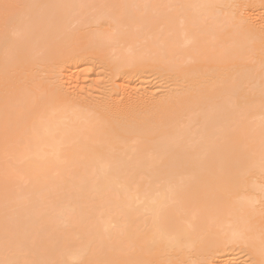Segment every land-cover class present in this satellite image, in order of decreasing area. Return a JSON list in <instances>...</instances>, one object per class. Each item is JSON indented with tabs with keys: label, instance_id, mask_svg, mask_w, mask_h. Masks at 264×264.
I'll return each instance as SVG.
<instances>
[{
	"label": "bare ground",
	"instance_id": "bare-ground-1",
	"mask_svg": "<svg viewBox=\"0 0 264 264\" xmlns=\"http://www.w3.org/2000/svg\"><path fill=\"white\" fill-rule=\"evenodd\" d=\"M260 19L264 0H0V264H184L191 254L230 264L219 257L236 245L252 264H264V209L255 196L264 189L255 179L264 180V70L255 71L264 65ZM86 23L95 26L90 48L99 58L109 52L114 75L148 66L194 81L205 75L206 85L163 107L131 94L118 104L102 99L95 110L81 107L38 68L70 65ZM231 69L259 81L250 102L241 104L247 92H237L247 76L233 87ZM164 105L174 118L186 105L183 135L173 122L161 130L150 122ZM199 113L214 116L199 124L201 141L189 130ZM135 122L138 141L128 137L140 136ZM145 125L151 137L140 131ZM144 140L155 157L132 145ZM69 189L72 197L59 194ZM98 199L102 226L88 236L78 232L84 241L77 245L62 243L71 219L60 213L54 225L47 211L79 209L85 222L82 210ZM91 235L103 238L94 255L85 241Z\"/></svg>",
	"mask_w": 264,
	"mask_h": 264
},
{
	"label": "rangeland",
	"instance_id": "rangeland-1",
	"mask_svg": "<svg viewBox=\"0 0 264 264\" xmlns=\"http://www.w3.org/2000/svg\"><path fill=\"white\" fill-rule=\"evenodd\" d=\"M237 12L239 13L240 17H245L247 14V12H245L243 9L237 10ZM87 19H89V18H87ZM258 21L259 20H257V22H256L258 24V26L256 24V27L262 29L261 26H262V23H264V22L261 23V21H262L261 19L259 22ZM106 23L107 22H104V29H106V30L110 29L106 25ZM79 25L80 24L78 22L76 24H73L71 26V28L74 30ZM105 25H106V27H105ZM94 27H95L94 25H92L90 23H86V24H83V26L81 28L82 31L80 33H76L79 36V38H77L78 41L76 40L77 44H78V52L76 53L77 56H76V58H74L75 60H73V62L70 65L66 66V68L63 67V68L58 69V68H56L54 63H42L41 64L42 66H40L38 68V76L41 79L47 80V81H52L54 84H59L62 82L61 84H63L64 89H66V87L68 88V89H66L65 92L67 93L69 98L71 100H73V102L74 101H75V103L77 102L80 106L81 105L86 106L83 108H85V109L89 108V110H95L96 107L98 108L100 106L99 104L101 103L100 101L102 99L103 100H102L101 104H103V103H109L110 104L112 102H115L118 104L119 102L125 100L124 99L125 95H127V97H129V94H131L130 97H133L132 100H139L137 98L142 97V96H144V97H142L143 100L148 96L150 97V100H152V101H155L157 99V101L159 100L158 102L161 103V107H163L162 104L165 103V100L167 102V100H170L171 98H173V99L174 98H180V97L186 95L187 93H192V92L194 93V96H195L197 94L196 90L200 86L199 84L203 83L202 84L203 86H204V84L206 85V83L204 82L205 80L202 79L203 77H206L205 75H202L203 77L201 76V78L199 76L198 78H196V81H194V80H192V78H189L190 77L189 75L187 77L186 74H181V73H177V72H174V73L173 72H165L164 70L156 69L155 67H148V66L143 67V68H139V69H135L132 72L126 73L125 76L114 75L111 68L108 66V62H107L108 57L110 56L109 52L106 53L107 58L106 57L105 58L104 57L99 58L97 55L98 51L94 48L93 49L90 48L91 45L89 43L88 38L91 36L93 29H95ZM130 37H133V36L131 35ZM87 49H91V51H86ZM260 65H263V64L260 63V64L256 65L258 70L256 69L255 71L257 73H260L262 70H264V65L263 66H260ZM230 71H231V73H230ZM234 71H235L234 69H231L228 72L232 76V77L229 76V77H231L229 80H231L232 82L233 81L235 82V83L233 82L234 84L231 83V86L233 85V87L237 83V79L240 80V79H242V77L244 75L247 76L246 71H241L242 72V73L240 72L241 78L240 77L238 78L239 75L233 76V74L236 75ZM232 72H234V73H232ZM236 77H237V79H236ZM249 78L250 77H248V76L245 77L247 82L244 79L242 81L241 87H237V89L239 90L237 92H242V91L247 92L246 93L247 95H245L243 93L244 95L242 94L240 97H238L239 102L241 104H245L247 102H250V100L255 97V94L257 92L256 84L259 83V81H255L254 79H251V78L249 79ZM122 80H124L126 82V85H128V87H129V88L127 87L128 89L126 91L127 92L126 94H124L125 92H122L123 91L122 88H119V87H121L119 85H121ZM220 83H221L220 81H217L216 85L220 86ZM229 83H230V81H229ZM213 84L212 85L209 84V85L212 86L211 89L215 90L216 88H213ZM221 85L223 86V83H221ZM222 86H220V87L222 88ZM221 88H219V89H221ZM216 91H217V89L215 91H213L215 93V96H217V98H219L220 100H223L221 90H219L220 93L217 91L219 94L216 93ZM222 92L224 94V90ZM105 97L108 98V100L106 102H105V100L107 98H105ZM98 102H100V103L98 104ZM138 102H141V101H138ZM228 102L229 103H227V104L229 105L228 106L229 109L234 107L232 102H230V101H228ZM93 104H94V108H93ZM193 104L195 107H197L196 103H193ZM193 104L191 106H193ZM96 105H98V106H96ZM144 105H143V107H146V104H144ZM140 106H142V105H140ZM147 106H148V103H147ZM165 106L166 105H164V110L162 111L161 116H160L161 118L163 117V119L160 118L161 120L158 119L157 122H155L154 120H152L150 122H154V126H158V128L162 127V129H165L163 127L167 128L166 125L173 122L176 124V128L178 130H180L179 133H181V135H183L184 134V132H183L184 126L183 125L185 124L186 117L184 114H181V113H183L182 111H184V107L186 105L185 106L182 105L183 108L180 106L181 110L179 109V107L174 110L176 113L178 112L177 114L175 113L176 115L174 113H172V114H174L175 118L174 117H168V115H167L168 109L166 111ZM164 111H166V112H164ZM179 113H180V115H178ZM165 115H167L166 117H168L169 120H167L168 118L167 119L165 118V120H164ZM171 115H169V116H171ZM177 115H178V117H177ZM199 115H200V113H199ZM199 115H197V116H199ZM173 118L175 119V121ZM179 118H181V119L178 120ZM213 118H214L213 114L212 115L207 114L206 116L204 115V117L200 115L197 119H195V123H194L193 128L189 129V130L192 132H195V135L199 134L198 137L195 138L196 140L201 141V135H200L201 129H200L199 124L212 123ZM171 119H173V121ZM150 122H148L149 124L147 123L146 125L153 126ZM168 122H170V123H168ZM157 123H159V124H157ZM165 123H166V125H165ZM131 124L134 127V129L136 128L135 129L136 132L138 129H140L139 123H138V126H137V122L131 123ZM142 127L140 130L141 133H142V130L145 128L147 129V131L145 130V132L146 133L149 132V128H147V126L146 127L142 126ZM153 127L152 128L150 127L151 128L150 131L151 130L153 131L155 128L157 129V127H154V129H153ZM134 129H132L131 132ZM155 130L153 132H155ZM159 130H161V128ZM217 131L220 132V129L218 128ZM137 133L139 134V132H137ZM150 133H152V132H150ZM126 135H128V134H126ZM135 135L136 134H134V136L130 135L128 137L131 140L137 138V140H132V141H138V139L141 136H143L142 134H139L140 136H135ZM147 135H146L147 137H151L152 134L149 135L147 133ZM190 138L191 137L188 135V136L184 137V140L189 141ZM143 142H144V144H142ZM140 143L141 144L139 145L138 142L137 143L134 142L132 145L144 148V150L142 152L147 153L146 155H144L145 158L155 157L154 156L155 153H154V150H153V147L151 146V144H148V142L145 140L140 142ZM161 143L162 144H156V145H159V149H157V150L163 149L162 145H163L164 141ZM161 147H162V149H161ZM193 147H195V146H193ZM127 150H129V153H132V150H131V152H130V149H127ZM128 156H130V155H127L124 153L125 159ZM130 158H131V156H130ZM134 171L142 172L141 168H139V167L135 168ZM255 179L257 180L256 182L261 187H264V180L263 179H261L259 176H255ZM72 181H73V183L71 185V188L76 187L75 184H76L77 179L73 178ZM74 193H75V191L73 189H69L68 191H62L59 194H63L65 196L72 197L71 195H74ZM107 194H108L107 192H104L103 194H101L99 196L102 197V196H106ZM255 196L258 198L260 204L262 205V208L264 209V189H262V190L259 189L258 191H255ZM101 204L103 205V202H101L99 199L94 200V201L90 202L89 207L87 209L82 210V212L84 214H86L88 217L87 221H85V222H82L80 220V219H82V217H81V213H80L79 209L66 210V209H61L57 206H56V209L51 208V209H49V211H47L48 216L46 219L55 225L56 221H57V216L60 213H64L67 217H69L71 219V225L68 227V230H66V229L61 230L64 232V234H67L68 237L64 238V236H63L64 234L63 235L59 234L61 236L60 239H61L62 243H65V240H67L68 243L77 245V244L81 243L82 241H84L81 238H79L78 232H80L82 235L88 236L91 234L92 230L97 229L100 226H102V222H101V219L99 216ZM113 227L115 228V226H113ZM60 233H62V232H60ZM59 235H58V237H59ZM101 240H103V238H99L96 235H94V236L91 235L85 239V241L88 243L91 255H94V253L97 250V246H99V244L101 243ZM111 241H113V240H111ZM232 248L231 249L228 248L224 252V254L219 258H223V259H227V257L229 259L231 258V261L228 260L229 262H231L230 264H252L253 263L251 261V257L249 256V254L247 252V249H245L241 246L239 247V245L232 246ZM89 257H90V255L87 256V259H88L87 262L91 259V258L89 259ZM92 262L93 263H91V262H89V263L90 264H108V263H104V262H96V261H92ZM215 263H216V259L208 261V260L204 259L202 257V255H200V254H191L188 257V259H186L184 261V264H215Z\"/></svg>",
	"mask_w": 264,
	"mask_h": 264
}]
</instances>
